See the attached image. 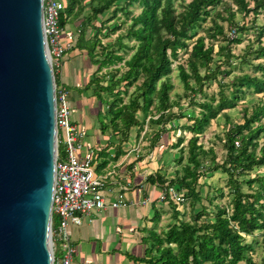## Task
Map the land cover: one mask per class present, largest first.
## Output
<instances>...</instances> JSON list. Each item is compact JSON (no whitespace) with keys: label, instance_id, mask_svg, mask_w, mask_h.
Wrapping results in <instances>:
<instances>
[{"label":"trees","instance_id":"trees-1","mask_svg":"<svg viewBox=\"0 0 264 264\" xmlns=\"http://www.w3.org/2000/svg\"><path fill=\"white\" fill-rule=\"evenodd\" d=\"M61 2V28L71 16H81V24H90L111 6L112 17L120 12L122 18H117L119 24L110 31L125 25L112 42L97 44V49L95 43L84 46L92 62L97 63L96 71L109 67L102 76L92 78L95 96L105 107L101 111L102 130L109 129L119 142L124 141L130 127L140 124L135 117L140 110L149 115L152 123L160 125L153 134L154 142L165 131L164 125L184 116L180 110L173 111L182 97L196 112L186 117L189 123L179 127L189 136L180 134L171 144L177 147L184 142L176 160L181 166L173 178L166 179L156 172L146 176L152 184L182 191L179 203L188 207V217L183 219L176 209L179 203L167 198L172 221L159 231L154 227L145 231L140 238L143 254L130 256L132 264H264V240L259 260L252 258L257 243L253 234L264 230V174L250 175L264 165V141L260 146L258 142L264 134V41L260 40L264 24L250 25L255 31V43H246L239 53L233 51L242 41L237 34L243 35L249 29L247 22H253L259 12L264 20V0ZM133 7L139 8L137 14H132ZM236 13L251 17L238 22ZM222 22L236 34L229 37ZM173 69L183 88L182 96L175 94L176 98L169 94ZM54 70V84L58 85ZM104 75L110 77L107 85L99 84ZM255 95H259L256 101L241 108V122L228 116V109L245 96ZM219 115L224 122L221 133L214 137L221 142L223 154L216 160L212 145L204 148L200 135ZM169 129L174 128L170 125ZM213 171L224 173L226 178L224 191L219 188L212 199L225 200L213 204L209 199L210 207H206L200 203L198 179ZM245 236L252 238L246 241Z\"/></svg>","mask_w":264,"mask_h":264},{"label":"crops","instance_id":"crops-1","mask_svg":"<svg viewBox=\"0 0 264 264\" xmlns=\"http://www.w3.org/2000/svg\"><path fill=\"white\" fill-rule=\"evenodd\" d=\"M113 10L114 7L111 6L97 15L90 24H81V16L67 18L61 28L62 33H71L73 40L54 70L57 84L63 86L68 93L72 120L82 130L84 144L92 149L93 173L103 178L101 193L107 201L119 203L116 207L106 205L100 210L91 211L82 216L78 224L69 225L70 240L75 248L71 264H132L130 256H142L144 245L140 238L152 227L159 231L162 228L160 225L167 222L166 218L171 212L167 197L160 198L165 188L152 184L146 176L156 172L166 179L173 178L175 171L181 166L176 160L184 142L177 147L171 144L180 134L185 138L189 136V133L179 127L190 122L187 121V116H194L196 113L191 108L185 110L179 105L174 107V112L180 110L184 116L164 125L165 131L154 142L153 134L158 132L160 125L152 123L148 119L149 115H144L140 110L135 112L140 124L130 127L124 141L119 142L118 136L109 129H101V111L105 107L95 96L92 78L102 76L109 67L96 71L97 63L92 62L84 46L95 43L97 49V44L104 46L112 42L124 30L125 25L110 31L119 24L117 18H122L120 12L112 17ZM137 13L132 11V14ZM78 44L82 47H78ZM109 79V75H104L99 84L107 85ZM128 91L130 93L132 88ZM231 110L232 108L228 109L227 114ZM228 116L230 117L229 114ZM223 122L222 119L220 127L213 131L212 139L213 135L221 131ZM170 125L174 129H169ZM210 125L211 122L206 129ZM204 132L200 135V142L207 148L212 143H205L208 137L204 139ZM214 153L216 154L215 151ZM218 159L216 156V160ZM225 178V174L220 171L207 172L199 177L198 191L207 204L209 199L213 201V196L209 197L211 193L217 194L219 188L224 191ZM178 208L177 205L176 209Z\"/></svg>","mask_w":264,"mask_h":264},{"label":"water","instance_id":"water-1","mask_svg":"<svg viewBox=\"0 0 264 264\" xmlns=\"http://www.w3.org/2000/svg\"><path fill=\"white\" fill-rule=\"evenodd\" d=\"M56 155L41 0H0V264H50Z\"/></svg>","mask_w":264,"mask_h":264},{"label":"built area","instance_id":"built-area-1","mask_svg":"<svg viewBox=\"0 0 264 264\" xmlns=\"http://www.w3.org/2000/svg\"><path fill=\"white\" fill-rule=\"evenodd\" d=\"M61 0H41V27L52 68L59 66L64 51L71 46V33H62L58 23ZM233 36L234 30L229 32ZM54 182L49 216L51 248L50 264H71L75 248L68 232L70 224L106 205L116 207V201H107L101 193L103 178L92 170V149L84 144L83 132L72 120L68 93L61 85L54 86ZM237 145V141H234ZM58 147L60 148L58 152ZM175 203L182 201V191L167 186L160 198ZM143 202V201H142Z\"/></svg>","mask_w":264,"mask_h":264},{"label":"rangeland","instance_id":"rangeland-1","mask_svg":"<svg viewBox=\"0 0 264 264\" xmlns=\"http://www.w3.org/2000/svg\"><path fill=\"white\" fill-rule=\"evenodd\" d=\"M232 7L234 8V5H232ZM139 10V8L137 7H133L132 11L133 13H137ZM251 17V14H248L246 17H241V15L239 13H236L235 14V19L240 22L241 20L245 22V20H248L249 18ZM263 17H262V14L261 12L258 13V15L255 17L254 21L251 22H247V27L249 28L248 31H246L245 33H243V35L241 34H237L238 36H240L242 38V41L241 43H239L238 45H236L233 49V51L235 53H239L240 50L245 46L246 43H255V39L253 38V33L255 32L253 30V26H250V25H256V26H259V25H262L264 24V20H262ZM222 25L224 26V29L226 31V33L228 34V36L230 37V34H229V30L231 28H228L227 26V23L225 22H222ZM200 32V31H198ZM235 31H234V34L235 35ZM260 40L261 41H264V35L260 37ZM258 60H255L254 62H257ZM243 70L246 69V67L244 66L242 68ZM236 72V71H235ZM175 70L173 69L170 73V81L171 83L173 84V88L172 90L170 91V97L171 98H176L175 97V94H179V96H182L183 94V88L181 86V83L179 81V79L177 78L176 74H175ZM214 85L211 84V89H213ZM209 91V90H208ZM259 95H255V96H245L239 103H237V105L235 107L232 108L231 111H228V114L230 115V118L233 120V121H236V122H241V108H243L244 105H248L252 102V101H256L255 99L258 97ZM181 98V97H180ZM262 99H264V94H262L261 96ZM187 99H185L184 97H182V99L180 100L179 102V107L183 108V109H189L190 107L187 105L186 103ZM178 107V108H179ZM173 110H175V108H173ZM177 111V110H176ZM175 111V112H176ZM222 116L219 115L217 116L216 118H218L217 120H213L211 121V125L208 129H206V131L204 132L203 136H204V139H206V142H211L212 143V146H213V150L216 152V156L217 158L220 159V157L222 156V149L220 148V144L221 142L216 138V136L212 139V134H213V131L215 129H218L222 122V119L223 117L221 118ZM173 120V119H172ZM171 120V121H172ZM174 122L176 121L175 118L173 120ZM172 121V122H173ZM215 123V125H214ZM223 125V124H222ZM222 130V129H221ZM218 133H221V131H219ZM214 136V135H213ZM262 141H264V134L259 138L258 142H259V146L260 144L262 143ZM207 162V161H206ZM258 173V174H264V165L262 167H259V168H255L254 171H252L250 173V175L252 176L253 173ZM242 188L245 189V186L242 185ZM211 196H216V194L214 193H211V195H209V197ZM202 199V198H201ZM225 200V198H215L213 199L212 203H219L221 204L223 201ZM207 201H205V199H202V203L201 205H204L206 207H210L207 203ZM179 206V208L177 209L180 213H182V218L183 219H186L188 217V207L185 205V204H177ZM198 206V204H196ZM170 207V205H169ZM198 208V207H197ZM167 219V222H164L160 225V228L163 227L166 223L168 222H171L172 219H171V216L168 215V217L166 218ZM253 236H255L256 238V241L257 243L254 244V250H253V253H252V258L255 260V261H258L260 256H261V253H262V241L264 240V230L262 231H256L254 232ZM252 238V236H245V240L246 241H249L250 239Z\"/></svg>","mask_w":264,"mask_h":264},{"label":"bare ground","instance_id":"bare-ground-1","mask_svg":"<svg viewBox=\"0 0 264 264\" xmlns=\"http://www.w3.org/2000/svg\"><path fill=\"white\" fill-rule=\"evenodd\" d=\"M52 71H53V68H52ZM54 86H55V84H54Z\"/></svg>","mask_w":264,"mask_h":264}]
</instances>
